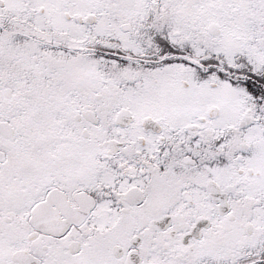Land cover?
Returning a JSON list of instances; mask_svg holds the SVG:
<instances>
[{
    "label": "snow or ice",
    "instance_id": "obj_1",
    "mask_svg": "<svg viewBox=\"0 0 264 264\" xmlns=\"http://www.w3.org/2000/svg\"><path fill=\"white\" fill-rule=\"evenodd\" d=\"M0 264H264V0H0Z\"/></svg>",
    "mask_w": 264,
    "mask_h": 264
}]
</instances>
